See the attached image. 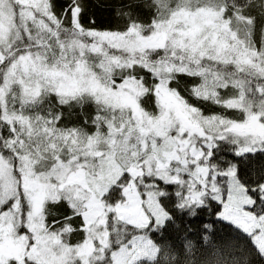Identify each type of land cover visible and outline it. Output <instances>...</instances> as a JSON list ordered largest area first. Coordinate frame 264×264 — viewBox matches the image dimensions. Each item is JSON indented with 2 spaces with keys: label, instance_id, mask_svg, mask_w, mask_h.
Wrapping results in <instances>:
<instances>
[{
  "label": "snow or ice",
  "instance_id": "snow-or-ice-1",
  "mask_svg": "<svg viewBox=\"0 0 264 264\" xmlns=\"http://www.w3.org/2000/svg\"><path fill=\"white\" fill-rule=\"evenodd\" d=\"M92 4L0 0V264H264V0Z\"/></svg>",
  "mask_w": 264,
  "mask_h": 264
},
{
  "label": "trees",
  "instance_id": "trees-1",
  "mask_svg": "<svg viewBox=\"0 0 264 264\" xmlns=\"http://www.w3.org/2000/svg\"><path fill=\"white\" fill-rule=\"evenodd\" d=\"M99 3L103 4L104 0H99ZM91 11L95 14L98 27H107L113 23L110 10L106 7H97L96 0H93ZM205 218L208 219V217Z\"/></svg>",
  "mask_w": 264,
  "mask_h": 264
}]
</instances>
